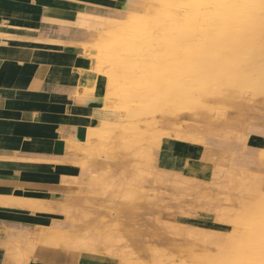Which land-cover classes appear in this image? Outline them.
<instances>
[{
	"label": "bare ground",
	"instance_id": "6f19581e",
	"mask_svg": "<svg viewBox=\"0 0 264 264\" xmlns=\"http://www.w3.org/2000/svg\"><path fill=\"white\" fill-rule=\"evenodd\" d=\"M115 16L117 14L114 12L103 15L89 14V17L101 18L104 22L107 19H114ZM150 17L152 18L146 19L135 16L129 22H125L123 27H119L118 24V34L108 39L106 44L100 43L97 46L92 45L93 41L91 43L89 57L97 63L99 75L93 61H89L91 58L87 57L86 67L81 75L82 83L78 84L76 89L81 95L95 97L96 105L104 106L107 113L103 110L96 116L102 128L99 125L101 129L98 127L97 130L90 129L82 143L62 145L63 152L81 157L77 167L79 169L90 168L91 159H96L100 155L98 148H102L103 155L114 151L115 146L106 138L111 127L122 121H130V127L135 130L134 121L148 120L149 124L155 116L158 117V114H165L170 105L190 111V108L199 103L200 97L242 98L247 102L264 95V0H165ZM219 116L218 118L222 115ZM245 125L220 126L221 139L216 142V147L219 150L234 151L236 147L229 142L231 135L233 137L235 132L245 129ZM77 133L76 135H79ZM130 133L125 132L123 136H127L126 134L129 136ZM205 134L215 135L209 131ZM150 135L152 139L153 134ZM133 141L130 139L131 144L135 143ZM70 149L74 151L69 152ZM258 150L260 152L257 151L255 156L264 159L261 155L264 151ZM139 156L141 157L140 153ZM203 157L206 158L205 155ZM125 161L124 158L119 162L116 177L113 173L107 172V176L99 179L100 185L96 189H99L98 195L103 196V202H98V197L90 195L95 196L93 190V193L89 191V197L86 196L89 189L82 186L83 193H86L81 194L84 198L83 204H64L59 208L62 216H66L68 220L74 218L70 230L59 234L45 231L44 240L56 247L63 246L89 256L82 260L84 264H101L96 255L102 248L106 250L113 238H117V232L113 234L110 231V234H113L111 236L101 231L97 232L100 223L95 222L93 218L103 214L114 216L115 213L136 208L138 203L142 202L139 201L143 198L141 191L151 176L150 171L154 172L152 174L157 184L169 181L175 191L185 186L194 187L197 183H203L194 176L183 175L185 171L181 172V169H176L179 174L170 175L160 172L152 162L128 165ZM188 165L191 163L188 162ZM238 165L242 166L244 162L240 161ZM260 167L264 169V165ZM241 172L236 170L227 176L229 187L224 198L229 204L219 213L218 221L222 223L221 225L191 228L183 222L176 223L175 231H171L168 226L157 220L154 222L155 235L163 232L166 235L172 233L173 236L184 238L177 262L173 261V256L171 258L170 254L167 255L168 252L165 253V249L152 247L151 262L137 261L133 264L156 262L163 264L161 261L163 259L160 256L158 258V255L166 256L170 260L168 264H264V171L248 174ZM152 202L149 204H153ZM113 248V245L109 247V250L111 249L109 254H112ZM124 264L131 263L128 261Z\"/></svg>",
	"mask_w": 264,
	"mask_h": 264
},
{
	"label": "crops",
	"instance_id": "0c3cea01",
	"mask_svg": "<svg viewBox=\"0 0 264 264\" xmlns=\"http://www.w3.org/2000/svg\"><path fill=\"white\" fill-rule=\"evenodd\" d=\"M130 2L0 0V264H61L40 233L70 229L61 198L78 195L82 175L81 157L62 150L88 135L76 88L92 46L80 45L89 33L80 17Z\"/></svg>",
	"mask_w": 264,
	"mask_h": 264
},
{
	"label": "rangeland",
	"instance_id": "374dc122",
	"mask_svg": "<svg viewBox=\"0 0 264 264\" xmlns=\"http://www.w3.org/2000/svg\"><path fill=\"white\" fill-rule=\"evenodd\" d=\"M164 1L165 0H132L130 2L131 5L124 4L123 11L114 12L117 14V16H115L114 19L111 18L112 20L107 19V22H104V19L101 18L81 16L79 23L81 26L86 27L89 33H86V39L80 45L83 47L87 45L89 47L92 41V45L98 46L100 43L106 44L108 42V39L114 37L113 35L118 34V24L119 27H123L124 24H126L125 22H129L135 16L139 18L151 19L152 17L150 16L154 15V12L161 7ZM112 31L114 32L112 33ZM76 33H83V31L82 29H78ZM84 54L86 57H89L88 53L85 52ZM90 60L92 62L93 58L89 59V61ZM92 63L97 69V75H99V68L97 66V63L94 61ZM82 97H84L87 102V116L85 122L86 125L85 127H81L82 130L85 131L86 129V131H88L89 133L90 129L92 130V128L95 130H97L98 128L101 129V123L100 121H97L98 118L96 119V116L100 115L101 112L105 110V107L102 105H96L94 101L95 97L90 98L86 97L85 95H82ZM198 100H200L199 103L194 106V108H190V111L189 109H186V111L184 109L170 105L168 111L165 114H158V117L155 116L153 121L149 122V124L147 123L148 120L137 119L136 121H134L137 131L136 129L134 130L130 127L131 123L128 120L125 122H120L117 126H113L114 128L111 127V130L116 131L112 132L110 130V132H112H108L110 136L107 134L110 139L108 137L106 139L108 141L110 140L109 142L115 146L114 151L108 154L105 153L103 155V152H101L102 148H98V151H100V155L97 156L96 159H91V164H89L90 168L88 167L85 169H81L82 175L80 177V180L76 181L77 184L75 185L78 195L61 198V201L64 202V204L81 205L84 202L83 195L81 194L87 193L86 196L89 197V191L92 192L93 190L94 194L96 193L95 196L93 194L90 195H92V197H98V202H103V196L98 195L97 191L99 192V189H96L100 185L99 179L101 177L107 176L109 172L113 173V176L115 175L116 177V175L118 174L117 166L119 165L121 159L123 160L124 158L126 159L125 162L128 165H138L139 163L146 164L148 162H152L160 172L170 175L179 174L177 173L178 170L176 169H181V172L185 171L183 175L191 177L194 176L198 180H201L203 183L205 182L204 184L201 182L197 183L194 187L185 186L183 189H176L175 191L169 181L164 184H157V181L154 179L155 176L154 174H152L153 171H150L152 177L149 176V180H147V182L144 184L143 190L141 191L143 198L139 200L142 202H139L136 208L127 209L120 213H115L114 216L110 214H103L99 215L98 217L95 216L93 218L96 220L95 222L100 223V225H98L97 227V232L101 231L102 233H107L110 236L113 235L114 232H117V238H113L111 240L112 243L106 248V250L102 248V252L100 251V253L96 255L101 264H124L128 261L131 264L137 261L151 262L153 253L150 250L152 247L165 249V253L168 252L167 255L170 254L171 258L173 256V261L177 262L179 258L178 252L180 247L184 243V238H179L175 235L173 236L172 233H168V235H166L163 232H160V235H155L154 222H156L157 220L162 222L164 225L168 226L171 231L175 229L176 223L183 224V222L191 228L211 227L213 226V224L214 226L215 224L221 225L222 223L218 221L219 213L222 208L224 209L229 204V202L224 198V194L228 192L229 187L227 176L231 175L236 170L238 172L242 171L241 173L243 174H248L249 172L259 173L261 170L264 171V169L260 167L264 165V159L255 156L257 151H259L258 149L264 151V146H262L264 143V95L251 99V101L249 100L247 102H245L242 98L232 99L228 97H223L221 99L220 97L217 99L200 97V99L198 98ZM93 103H95V105ZM241 107L244 109H242ZM241 114L245 115L241 116ZM215 115L217 116L215 117ZM219 115L222 116L220 117ZM218 116L220 118H218ZM222 117L225 120H223ZM229 124L234 126L244 124L245 129L243 128L235 132V136L233 135L234 138L231 135L229 142L234 144V146L236 147L234 151H228L225 149L219 150L216 147V142L221 139V136H219L220 126ZM99 125L101 128L99 127ZM121 127L123 130L121 129ZM192 128L194 129L192 130ZM160 131L162 132L160 133ZM206 131H209V133L214 132L215 135L205 134ZM125 132L132 133H130L129 136L128 134H126L127 136H123L125 135ZM155 132L157 134L156 137V134H154ZM158 133H160V136L158 135ZM143 134L146 136H144ZM150 134H153L152 139ZM165 134L168 136H166ZM128 137H130L129 140ZM130 139L132 141L134 140L133 142L135 143L131 144ZM160 141H162V143ZM203 141H205V143H202ZM148 142L149 144H147ZM128 143H130L131 145ZM141 145L144 146V148ZM117 151L118 153H116ZM139 153L141 154V157L139 156ZM203 155H205L206 158H204ZM261 155L264 156V152ZM240 161L244 162V165H238ZM188 162L191 163L190 166L188 165ZM236 165L238 166L236 167ZM233 169L235 170L231 172V170ZM228 171L230 174H228ZM82 186L89 190L86 193H83ZM177 196L179 197L177 198ZM150 201H153V204L150 205ZM230 217H232V215H230ZM172 219L174 220V222ZM69 220L70 222H74V218H72V220ZM164 221L167 222L164 223ZM69 230L70 229H68V231ZM110 231H112L113 234H110ZM41 235L44 239L45 232H43V230L41 232ZM172 237H174V239ZM48 244L46 243L45 245ZM112 245L114 247V251L112 252V254H109L111 250H109V247ZM52 246L55 245L52 244ZM55 248L59 253H61L59 255L61 264H64L66 262H71L72 264H82L83 262L81 260V257L84 256L89 258V256H86L83 253H80L73 249H68L63 246H55ZM159 256L163 259L161 260L160 258V260L163 261V264H168L170 262V260L166 256L164 257L158 255V258ZM112 259L116 260L114 261ZM166 259H168V261ZM157 264H162V262Z\"/></svg>",
	"mask_w": 264,
	"mask_h": 264
}]
</instances>
